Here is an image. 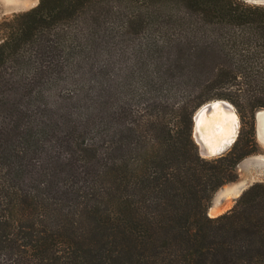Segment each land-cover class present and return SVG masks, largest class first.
<instances>
[{
    "label": "trees",
    "instance_id": "16d2710c",
    "mask_svg": "<svg viewBox=\"0 0 264 264\" xmlns=\"http://www.w3.org/2000/svg\"><path fill=\"white\" fill-rule=\"evenodd\" d=\"M0 33V264H264V182L208 214L258 152L264 5L40 0ZM213 100L243 126L206 159Z\"/></svg>",
    "mask_w": 264,
    "mask_h": 264
},
{
    "label": "rangeland",
    "instance_id": "374dc122",
    "mask_svg": "<svg viewBox=\"0 0 264 264\" xmlns=\"http://www.w3.org/2000/svg\"><path fill=\"white\" fill-rule=\"evenodd\" d=\"M249 4L264 3V0H244ZM40 0H0V23L6 19L13 18L14 15L31 10L39 4ZM263 5V4H258ZM2 34L0 33V43L2 41ZM227 101V100H224ZM232 104L231 102L227 101ZM234 107L235 105L232 104ZM236 112H232L222 106L215 108L205 114L202 119L205 121L202 125L201 131L207 138H211L216 143L215 139L218 138L219 144L228 143L230 141L237 142L240 132L242 130V117L238 109L235 107ZM264 115V110H258L255 113V141L258 147V152L247 157L238 166V180L235 183L227 184L219 189L213 196L208 214L216 203L222 204V212L224 214L234 208L238 199L250 186L257 182H264V124L260 123V116ZM236 118V119H235ZM238 122V123H237ZM228 123V124H227ZM237 123V124H236ZM227 124V125H226ZM230 128L231 134L228 136L220 137L219 126ZM263 126V128H262ZM235 132V134H234ZM224 140V142L222 141ZM228 142H227V141ZM235 142V143H236ZM233 144V146L235 145ZM231 145V144H230ZM224 146V145H223ZM233 146H230L225 152L229 151ZM222 147V146H221ZM199 149V146H198ZM224 152V153H225ZM215 158V157H214ZM211 159V157H208Z\"/></svg>",
    "mask_w": 264,
    "mask_h": 264
},
{
    "label": "bare ground",
    "instance_id": "6f19581e",
    "mask_svg": "<svg viewBox=\"0 0 264 264\" xmlns=\"http://www.w3.org/2000/svg\"><path fill=\"white\" fill-rule=\"evenodd\" d=\"M220 106H222V107H224V108H226L228 110H231L234 113L236 112V109H235V107L232 104L228 103L227 101L223 102L221 100L216 101L213 104V107L214 108L213 109H210L209 111H212L215 108H218ZM207 109H208V105H204L199 110V114L197 116L196 133H197V141L201 145L203 153L205 154V156L210 157V156L216 154L217 152L223 150L225 148L226 144H228V145L232 144L234 142V140L233 141H230V142H228L226 140L228 143H225V144L224 143H221V144H219L218 138L215 139V141H216V143H215V142H213V140L210 137L207 138L204 135V133L201 131V129H202L201 127L205 123V121H203L202 117L205 114L208 113V112L206 113ZM260 123H261V125L264 124V115H261L260 116ZM205 125H206V123H205ZM262 128H263V126H262ZM218 129H219V131H218L219 132V135H220V137H222V139L224 137L228 136L229 134H231V131H232V130H230L229 126L228 127H226V126L225 127H222L220 125ZM234 134H235V132H234ZM222 141L224 142V140H222ZM221 207H222V204L221 203H219V202L216 203V205L210 210V212H209L210 215H215V214L219 213L222 210Z\"/></svg>",
    "mask_w": 264,
    "mask_h": 264
},
{
    "label": "water",
    "instance_id": "95a60500",
    "mask_svg": "<svg viewBox=\"0 0 264 264\" xmlns=\"http://www.w3.org/2000/svg\"><path fill=\"white\" fill-rule=\"evenodd\" d=\"M258 4H263V5H264V3H258ZM258 4H257V5H258ZM216 101H218V100H213V101H211V102L205 104V105H208V109H207L206 113L209 112L210 109H213V108H214V107H213V104H214ZM221 101L225 102L224 100H221ZM199 110H200V108L195 112V114H194V116H193V136H194V139H195L196 143H197L198 146H199V154H200V156L203 157V158L208 159V157L205 156V154L203 153L201 145H200V144L198 143V141H197L196 126H197V116H198V114H199ZM235 142H236V140H235L231 145L226 144V146H225V148H224L223 150L217 152L216 154H214V155H212V156H210V157H211V158H214V157H216V156H218V155L223 154V153H224V152H225L230 146H233V144H234Z\"/></svg>",
    "mask_w": 264,
    "mask_h": 264
},
{
    "label": "crops",
    "instance_id": "0c3cea01",
    "mask_svg": "<svg viewBox=\"0 0 264 264\" xmlns=\"http://www.w3.org/2000/svg\"><path fill=\"white\" fill-rule=\"evenodd\" d=\"M223 210H221L220 212H222ZM220 212H219V214H220ZM219 214L217 213V214H215V215H210V217H217V216H219Z\"/></svg>",
    "mask_w": 264,
    "mask_h": 264
}]
</instances>
